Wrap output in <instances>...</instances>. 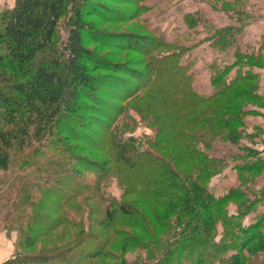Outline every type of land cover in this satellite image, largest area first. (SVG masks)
Masks as SVG:
<instances>
[{
	"label": "trees",
	"instance_id": "1",
	"mask_svg": "<svg viewBox=\"0 0 264 264\" xmlns=\"http://www.w3.org/2000/svg\"><path fill=\"white\" fill-rule=\"evenodd\" d=\"M89 1L14 0L11 10L0 11V172L10 169L17 152L22 155L23 169L50 164L52 169L43 177L50 185H42L43 189L37 186L39 183L34 185L41 190V199L54 191L60 192L61 198L68 194L67 200L86 198V194L99 197L104 182L116 177L125 195L139 196L163 209V214H155L158 230L165 231L161 237L143 213L123 200H109L98 222L104 229L130 226L143 232L149 239L143 244L147 251L145 264H248L264 252V214L242 231L236 222L264 200V189L258 192L251 188L264 172V160L254 150L243 148L245 156L238 159L243 164L235 169L240 188L247 192L233 190L218 198L209 185L221 172L225 160L210 152L217 142L241 141L239 129L244 127L247 105L264 101L257 95L256 85L250 82L254 79L239 76L231 85L216 84L215 93L206 98L199 96L192 76L182 67L178 70L176 66L175 78L172 75L165 83L161 66L179 63L187 50L146 27L151 40L149 49H142V54L150 70L145 76L135 74L140 84L132 85L114 76L117 70L102 67L100 62L104 59L87 48L86 41L92 38L102 46H124L117 37L99 32L89 24L87 18L91 13L82 12L91 8ZM143 1L137 0V5L140 11L147 12L150 8L141 4ZM70 6H73L71 24L65 37L59 40L61 24L70 14ZM94 11L102 17V9ZM234 14L239 17L244 13ZM185 20L188 28H195L202 16H186ZM239 32L237 28L219 30L216 44L222 50L233 47ZM235 55L250 62L257 56L241 54L239 50ZM98 71L107 74L96 76ZM97 85L115 87L124 94L120 95V106L112 117L101 122L100 145H89L106 159L103 166L94 168L76 154L83 141L79 145L70 144L78 140L82 129L74 124L67 127L66 123L81 120L80 114L88 106L78 95L87 89L94 94ZM246 99L249 104H239ZM225 100L240 102L231 105ZM132 110L141 119L151 117L159 126L155 139H125V131L116 125L122 116L130 118ZM92 176L93 181L88 178ZM34 195L32 189V194L22 200V205L31 209L30 219H34L32 214L39 204V196ZM229 203H238L245 213L229 216L226 209ZM67 214L66 222L73 223ZM119 231L117 235L126 236ZM125 241L130 245L128 239ZM63 257L59 263H68ZM4 264L49 263L19 256Z\"/></svg>",
	"mask_w": 264,
	"mask_h": 264
},
{
	"label": "rangeland",
	"instance_id": "2",
	"mask_svg": "<svg viewBox=\"0 0 264 264\" xmlns=\"http://www.w3.org/2000/svg\"><path fill=\"white\" fill-rule=\"evenodd\" d=\"M89 4L91 8L82 10L83 13H91L92 16L87 18L89 24L95 30L117 37L123 42L120 44L124 46L120 48L99 45L93 38L86 41L87 48L97 58L105 60L100 62L102 67L118 71L114 76L123 78L132 85H139L140 81L135 79V74L145 76L149 72L146 62L148 60L142 54V49H149L150 46L151 36L145 29L147 27L157 36L162 35L168 42H175L187 50L180 57L179 63L161 66V78L163 76L165 83L171 79L176 66L178 70H188L196 92L200 97L206 98L217 90L214 85H231L237 77L249 75L254 79L250 82L256 85L257 95L264 99V0H144L141 4L150 8L147 12L139 10L137 0H90ZM13 7L14 0H0L1 12ZM95 8L102 9V17L97 15ZM238 11L244 14L238 17L234 14ZM72 12L73 6H70V14L61 24L59 40L65 37L69 29ZM196 15L202 16V20L197 27L188 28L185 17ZM224 28H237L240 32L236 35L235 45L222 50L216 44L215 36ZM237 50L241 54L255 53L258 57H254L250 62L239 55L237 57ZM256 63L259 66H256ZM106 74V71L95 73L99 77ZM172 77L175 78V75ZM96 88L94 94L87 89L78 95V99L88 106L85 112H81V120L75 119L71 124L68 121L66 123L67 127L74 124L82 129L81 133H78V140L70 144L79 145L83 141L81 144L84 145L80 146L81 149L77 150L76 154L95 166L94 168L103 166L106 159L97 150L89 148V145H100L103 135L101 122L104 123L112 117L117 106H120L118 101L123 93L115 87L97 85ZM230 101L223 102L231 105L240 102ZM248 102L250 101L246 99L239 104ZM245 110L247 114L244 117V127L239 129L242 137L239 144L217 142L210 152L212 156L225 160L221 172L211 179L209 185L212 193L218 198L233 190L247 192L245 188H240L239 173L235 169L243 164L238 160L239 157L245 156L243 148L254 150L264 160V101L250 103ZM129 115L130 118L122 116L116 125H120L125 131V139H155L159 126L153 123L151 117L144 116L143 118L147 119H141L133 110L129 111ZM82 136L86 138H81ZM21 161L22 155L18 152L13 154L10 169L0 172V264L19 256L42 263L47 261L49 264H61L59 260L64 254L63 258L68 261L66 264H145L147 251L144 250L143 244L149 239L143 232L130 226L104 229L98 222L103 218V209L109 206L108 201L113 198L132 204L145 215L154 230L159 228L155 222V214H163V209L153 203L144 202L139 196L125 195L116 177L104 182L99 197L86 194V198L71 197L69 201L68 194L62 199L61 193L54 191L41 199L40 186L43 189L42 185H50L43 179L46 171L52 169L50 164L44 167L40 164L31 165L23 169ZM89 167L85 169L100 174ZM88 178L94 180L93 176ZM35 183L40 184H37L39 188L34 186ZM253 187L258 192L264 189V172L256 178L251 188ZM109 188L111 192L119 193V199L108 192ZM32 189L34 196H39V204L32 214L34 219H30L31 209L22 205V200L32 194ZM38 189L40 193L37 192ZM226 209L231 217L245 213V209H239L238 203H229ZM66 212L68 219L73 223L66 222ZM247 214L236 222L240 224L241 231L254 224L264 214V200ZM119 230L126 233V238L117 235ZM157 232L161 237L165 231ZM125 239L130 241V245ZM101 245H104L103 249L94 254ZM248 264H264V252L257 254Z\"/></svg>",
	"mask_w": 264,
	"mask_h": 264
},
{
	"label": "clouds",
	"instance_id": "3",
	"mask_svg": "<svg viewBox=\"0 0 264 264\" xmlns=\"http://www.w3.org/2000/svg\"><path fill=\"white\" fill-rule=\"evenodd\" d=\"M115 183H116V181H115V179H113V184H115ZM108 192L111 195L115 196V198L119 199V193L118 192H111V188H109Z\"/></svg>",
	"mask_w": 264,
	"mask_h": 264
}]
</instances>
